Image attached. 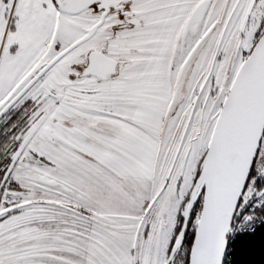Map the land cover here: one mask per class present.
<instances>
[{
	"label": "snow or ice",
	"instance_id": "1",
	"mask_svg": "<svg viewBox=\"0 0 264 264\" xmlns=\"http://www.w3.org/2000/svg\"><path fill=\"white\" fill-rule=\"evenodd\" d=\"M0 264H264V0H0Z\"/></svg>",
	"mask_w": 264,
	"mask_h": 264
}]
</instances>
